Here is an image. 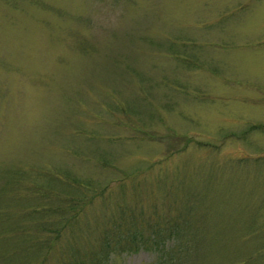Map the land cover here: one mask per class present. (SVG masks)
<instances>
[{"label": "rangeland", "instance_id": "rangeland-1", "mask_svg": "<svg viewBox=\"0 0 264 264\" xmlns=\"http://www.w3.org/2000/svg\"><path fill=\"white\" fill-rule=\"evenodd\" d=\"M59 177L97 191L44 232ZM120 204L178 223L187 264H264V0H0V264L99 253Z\"/></svg>", "mask_w": 264, "mask_h": 264}, {"label": "trees", "instance_id": "trees-1", "mask_svg": "<svg viewBox=\"0 0 264 264\" xmlns=\"http://www.w3.org/2000/svg\"><path fill=\"white\" fill-rule=\"evenodd\" d=\"M57 178L56 176V178L53 179L55 180ZM60 180L66 184V187H62L63 189L60 188L59 191H55L57 188H50L48 186L41 187L38 190L36 189L34 192L36 204L31 206L33 207L30 208L31 210L28 209L25 211L26 215H42L43 217L46 212L52 213L53 210H55L53 213L58 214L57 221L48 219V222L43 220L38 222V226L36 225L38 228H43L44 232L48 231L49 233H53L54 231L51 230L55 229L58 230V233H61L63 228H74L75 231L77 229V223L75 224L77 218L76 214L83 210L86 204L82 200L84 193H86L85 191H97L90 182H83L77 178L72 181L67 179L65 181L63 178H60ZM58 183L60 184V182ZM104 190L105 188H102L101 192ZM171 204L172 205L167 208L169 213L171 212L170 208L175 206L174 202ZM156 207L157 206L154 205L152 209L155 210ZM118 211V216L113 214L112 218L107 221L109 222V230L106 228L102 233V237L98 243L101 249L99 253L92 252L91 250L88 252L86 249L83 251L78 245L69 242V249H66L68 252L66 251L62 254L63 260L60 259V264H105L114 254L135 253L142 249L153 253L152 255L155 256V264H187V257L196 249V246L192 244L190 239H186L184 235H181L180 229L177 227L178 223L169 218L157 220L158 216L150 217L149 215L148 220L143 224L138 219L128 218L131 214L138 215V213H136L139 211L138 209L134 207L129 209L123 206V204H120ZM159 213H161L159 210L158 213L154 212V214L157 215ZM165 213L168 212L166 211ZM171 215L172 217H176L175 213H171ZM132 221H136V223ZM183 223L184 226L187 225L185 224L187 223L186 220H184ZM24 227L25 226H20L19 224L16 226V229L20 233L25 231ZM185 229L186 227H184V230ZM71 236H73V234H71ZM41 245L42 248L44 245ZM47 247L48 245L42 249L47 251ZM27 248L29 249L30 247L26 245L24 252L28 250ZM27 255L28 254H26V256ZM44 255L45 252L40 260L35 263L32 262V264H41L46 258ZM17 264H29V261L21 257L19 261L17 260Z\"/></svg>", "mask_w": 264, "mask_h": 264}]
</instances>
